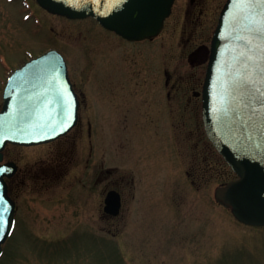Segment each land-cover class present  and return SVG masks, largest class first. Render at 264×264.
<instances>
[{
  "label": "rangeland",
  "instance_id": "obj_1",
  "mask_svg": "<svg viewBox=\"0 0 264 264\" xmlns=\"http://www.w3.org/2000/svg\"><path fill=\"white\" fill-rule=\"evenodd\" d=\"M180 20L174 14L153 41L126 44L91 17L0 0V105L7 75L49 48L63 53L82 93L66 135L4 149L18 165L10 180L18 219L0 264H264V226L239 223L214 198L236 175L205 135L193 90L206 65L188 59L194 45H184ZM112 47L118 63L108 61ZM111 189L121 196L117 216L103 210Z\"/></svg>",
  "mask_w": 264,
  "mask_h": 264
},
{
  "label": "water",
  "instance_id": "obj_2",
  "mask_svg": "<svg viewBox=\"0 0 264 264\" xmlns=\"http://www.w3.org/2000/svg\"><path fill=\"white\" fill-rule=\"evenodd\" d=\"M67 18L91 16L128 41L161 30L173 0H36ZM205 134L236 178L214 189L215 200L247 225L264 226V3L227 0L214 30L201 90ZM79 100L61 53L50 49L11 71L0 108V161L7 143L37 145L66 134L78 120ZM0 163V255L14 225L15 202ZM120 193L109 190L103 210L117 216Z\"/></svg>",
  "mask_w": 264,
  "mask_h": 264
},
{
  "label": "flooded vegetation",
  "instance_id": "obj_3",
  "mask_svg": "<svg viewBox=\"0 0 264 264\" xmlns=\"http://www.w3.org/2000/svg\"><path fill=\"white\" fill-rule=\"evenodd\" d=\"M225 1L226 0H223L221 5H220L217 0H184L183 5L181 7V11L177 13V12H175L176 7H177V9H179L181 5L177 4L178 0H173L172 5H171V9H170V13L164 19V22H163L162 29H161L160 33L166 27V24H167L168 20L174 14H179V16L181 18L180 21H182V31L185 32V33H187V31H188V38L185 39V42H184L185 44L184 45L185 46H186V44L194 45L189 50V53L187 55L188 59H190V62H192L193 65H200V64H205L206 65L212 34H213L214 28L216 26L218 16L220 14V11H221ZM215 13H216V15H215ZM214 15H215V18H214ZM95 22L100 27V30L103 31V33H107L109 35L115 36V40L116 39H121L126 44H133L134 43V41H128V40L122 38L120 35L116 34L115 32H113V31H111L109 29H106L101 24H99L96 20H95ZM210 28H211V34H210V36L209 35L207 36L208 43H206V42H197V40L205 38L206 34L209 33ZM157 36H155L153 38H150V39H145V40H142V41H139V42H144V43L145 42H150V41L155 40L157 38ZM99 40H101V38ZM105 46H106V44L101 43L97 47V54H98V58L99 59H101V58L105 59L106 56L108 57ZM149 50L150 49L147 48L146 50L143 51L142 54L145 57H149L150 56V51ZM110 51L111 52L109 54L108 61L109 62H113V63L115 61V63H118V59L121 57L120 50L118 48H113L112 47V49L110 48ZM158 56H159L158 57L159 61L162 62V59H163V48H162L161 44L158 47ZM159 68L161 69V70L158 69L159 72L162 71L161 73H163L164 78H166V70H164V67L159 66ZM166 83L167 82H166V79H165L164 82H163V85L166 84ZM72 85H73L74 91L76 92V94L78 96V100H79V103H80V101L82 99V93L77 89L75 83L72 82ZM201 87H202V85H201ZM193 95L195 97H198V98L201 99L200 91L193 90ZM4 161H6V160H4ZM17 172H18V168H17L16 173ZM16 173L12 177L6 179L7 180V185H8V192H9L10 195H11L10 192L12 190L11 187H10V180L16 175ZM17 219H18V207L16 205L15 222H17Z\"/></svg>",
  "mask_w": 264,
  "mask_h": 264
},
{
  "label": "snow or ice",
  "instance_id": "obj_4",
  "mask_svg": "<svg viewBox=\"0 0 264 264\" xmlns=\"http://www.w3.org/2000/svg\"><path fill=\"white\" fill-rule=\"evenodd\" d=\"M261 2L264 3V0H261ZM0 222H2V221H0Z\"/></svg>",
  "mask_w": 264,
  "mask_h": 264
}]
</instances>
